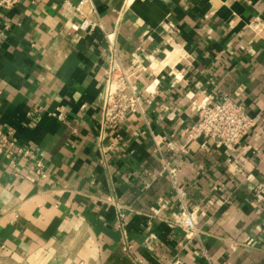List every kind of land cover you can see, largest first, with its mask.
I'll return each mask as SVG.
<instances>
[{"label": "crops", "instance_id": "0c3cea01", "mask_svg": "<svg viewBox=\"0 0 264 264\" xmlns=\"http://www.w3.org/2000/svg\"><path fill=\"white\" fill-rule=\"evenodd\" d=\"M80 1L0 8V128L29 152L15 168L0 157V264H208L204 252L212 264H264V38L247 28L264 24V0H92L104 31L116 30L121 58L155 71L136 84L154 133L178 139L165 157L180 171L200 242L177 227L183 209L155 176L161 164L139 117L107 134L103 145L116 150L100 151L103 35L70 31L81 18L67 5ZM167 21L178 33L163 32ZM176 49L188 59L158 71ZM224 96L257 125L234 151L181 152L194 102ZM56 109L64 122L50 116Z\"/></svg>", "mask_w": 264, "mask_h": 264}, {"label": "built area", "instance_id": "2783aa9c", "mask_svg": "<svg viewBox=\"0 0 264 264\" xmlns=\"http://www.w3.org/2000/svg\"><path fill=\"white\" fill-rule=\"evenodd\" d=\"M21 1L0 0V8L3 10H11ZM126 1L128 2V0ZM67 6V11L70 9L74 10L81 18L78 23H69L71 32L94 33L99 31L103 35L104 45L101 52V62L103 66L104 87L98 136V145L102 155L104 156L109 151L116 150L114 143L108 147L103 145L107 134L126 122L128 116L133 115L139 117L146 124L148 134L154 145V153L158 155L161 164V171L155 176L166 177L168 179L171 189L183 209V220L177 224V227L189 233L191 239L200 242L202 232L194 224L192 214L189 211L187 192L180 182V171L165 157L166 154L175 153L178 139L175 135L161 136L154 133L147 122L139 87L136 84V81L143 75L145 70H149L152 75H155V71L147 67L145 68L143 63L138 61L129 63L121 58L117 49L116 30L111 33L104 31V27L98 17L92 0H81L75 7ZM252 25L264 30V24L259 19H256L248 25L247 28H251ZM161 29L168 36L178 33V29L170 21L162 24ZM137 51L143 52L141 47H138ZM179 57L181 60L188 59L186 54H181ZM148 59V55H145L144 60L147 61ZM183 73L184 70H182L181 75ZM182 79V76L180 79L177 77L179 81ZM152 86L153 83H150L144 91L153 94V91H151ZM194 107L197 112L194 125L185 131V136H179L181 140H184L183 144L180 145L181 152L188 151L192 146L198 149L214 147L224 152L234 151L242 139L259 121L258 117H250L247 115L244 108L235 103L230 97L224 96L216 103H211L210 98L206 97L200 102H194ZM36 112L34 111L33 113ZM50 116L59 122H64L65 120L61 109H56ZM0 157L8 161L15 168L16 157L28 158L29 152L17 144L12 132L4 131L0 128ZM31 169L40 178L45 177L41 163H35ZM116 209L117 229L121 236L123 250L127 252L130 250L131 245L125 229V215L121 212L120 206L116 205ZM179 245L181 246V244ZM204 258L208 264H212L206 252H204ZM140 263L139 261L138 264ZM169 264H179V261H174Z\"/></svg>", "mask_w": 264, "mask_h": 264}, {"label": "bare ground", "instance_id": "6f19581e", "mask_svg": "<svg viewBox=\"0 0 264 264\" xmlns=\"http://www.w3.org/2000/svg\"><path fill=\"white\" fill-rule=\"evenodd\" d=\"M264 27V26H263ZM252 31L255 33V37L264 38V30L260 27L253 26ZM179 51L176 49L175 51L169 53L166 59L160 64L158 71L163 69L164 67H173L179 58ZM157 73V71H156ZM159 73V72H158Z\"/></svg>", "mask_w": 264, "mask_h": 264}, {"label": "rangeland", "instance_id": "374dc122", "mask_svg": "<svg viewBox=\"0 0 264 264\" xmlns=\"http://www.w3.org/2000/svg\"><path fill=\"white\" fill-rule=\"evenodd\" d=\"M252 28H253V25L251 26V28H249V30L254 34V36H256L255 33L252 31Z\"/></svg>", "mask_w": 264, "mask_h": 264}]
</instances>
